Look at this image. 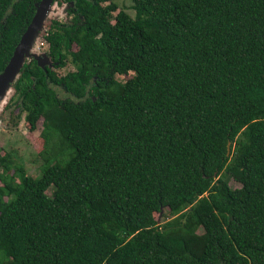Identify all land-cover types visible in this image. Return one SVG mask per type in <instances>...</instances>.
Masks as SVG:
<instances>
[{
    "label": "trees",
    "instance_id": "obj_1",
    "mask_svg": "<svg viewBox=\"0 0 264 264\" xmlns=\"http://www.w3.org/2000/svg\"><path fill=\"white\" fill-rule=\"evenodd\" d=\"M64 1L72 69L11 82L49 164L0 155V264H264V0ZM7 2L0 72L35 14Z\"/></svg>",
    "mask_w": 264,
    "mask_h": 264
},
{
    "label": "rangeland",
    "instance_id": "obj_2",
    "mask_svg": "<svg viewBox=\"0 0 264 264\" xmlns=\"http://www.w3.org/2000/svg\"><path fill=\"white\" fill-rule=\"evenodd\" d=\"M118 9L125 10L130 16H133L130 0H112ZM68 4L53 2L48 16L51 19L64 20L68 18L65 13ZM43 30L35 31L28 43L26 44L25 56L33 57L41 64L50 65L51 61L45 53V44L42 39ZM43 42V43H42ZM57 74H63L72 69L71 65L64 63L61 67L52 68ZM131 75L128 72L126 75H118V79L124 80ZM12 88L6 92L0 104V155L10 153L12 164L21 165L26 174L36 178L46 164L43 162L44 153H42L44 143L40 135L41 118H38L33 123L28 122L24 118V113L18 115L17 107L11 106L10 96ZM227 180V184L231 188H236L239 184L232 178L221 174ZM49 191H47L48 193ZM172 216L166 212V209L159 213H154V219L157 224H162L171 219ZM201 232V229H198Z\"/></svg>",
    "mask_w": 264,
    "mask_h": 264
},
{
    "label": "water",
    "instance_id": "obj_3",
    "mask_svg": "<svg viewBox=\"0 0 264 264\" xmlns=\"http://www.w3.org/2000/svg\"><path fill=\"white\" fill-rule=\"evenodd\" d=\"M49 1L50 0L40 1L39 5L36 8L31 23L27 26V28L20 36L8 63L0 72V104L6 92L9 90V88H11V82L18 75V69L21 66L23 57L25 56V49L28 40L30 39L32 34L38 30L39 26L42 24L43 19L46 17L47 6ZM52 4L53 2L51 0V5Z\"/></svg>",
    "mask_w": 264,
    "mask_h": 264
},
{
    "label": "flooded vegetation",
    "instance_id": "obj_4",
    "mask_svg": "<svg viewBox=\"0 0 264 264\" xmlns=\"http://www.w3.org/2000/svg\"><path fill=\"white\" fill-rule=\"evenodd\" d=\"M15 0H8V2H9V4H8V2H7V6H6V8H5V11L7 10V11H10L11 10V8H12V6H11V4L14 2ZM40 1L41 0H33V2H32V7H33V9L31 10V12L34 14L35 13V11H36V8H37V6L39 5V3H40ZM57 1H59L60 3H62V2H66V1H64V0H57ZM50 9H51V0L49 1V3H48V6H47V13H49V11H50ZM65 13H66V10H65ZM32 15V14H31ZM67 15V14H66ZM32 18V17H31ZM67 18H65L64 20H58V19H51V17L50 16H48L47 14H46V17L43 19V21H42V24L39 26V28H38V30H43V34H42V39H43V41H44V44H45V53L47 54V57H48V59L51 61V64L50 65H46V64H41V63H39V62H37L33 57H31V56H24V63H30L31 61H34L35 62V64L39 67V68H41V69H49V70H51L54 66L56 67V65H57V61H54L53 59H51V55H50V49H49V45H50V42H48L47 41V39L46 38H44V36L47 34V30H50L51 29V20H55V21H60V22H63V21H65ZM32 21V20H31ZM31 23V22H30ZM29 24H27V26H28ZM27 28V27H26ZM25 28V29H26ZM43 43V42H42ZM53 70V69H52Z\"/></svg>",
    "mask_w": 264,
    "mask_h": 264
}]
</instances>
